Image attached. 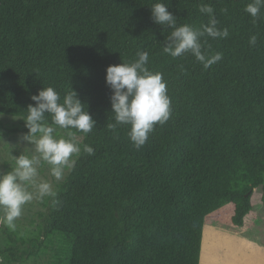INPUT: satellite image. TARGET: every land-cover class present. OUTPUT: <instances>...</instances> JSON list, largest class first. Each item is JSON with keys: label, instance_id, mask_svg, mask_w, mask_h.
I'll return each mask as SVG.
<instances>
[{"label": "trees", "instance_id": "16d2710c", "mask_svg": "<svg viewBox=\"0 0 264 264\" xmlns=\"http://www.w3.org/2000/svg\"><path fill=\"white\" fill-rule=\"evenodd\" d=\"M156 2L0 0V114L23 119L31 97L51 86L61 103L75 90L96 121L88 134L57 126L80 141L76 166L56 203L45 198L43 224L30 236L0 224V264L48 249L52 264H200L208 215L233 203L232 221L243 226L259 186L264 202V9L254 22L244 11L251 0H162L178 25L199 29L208 4L228 29L226 38H200L206 55L222 53L205 68L190 53L163 52L170 29L153 21ZM140 51L166 81L171 114L138 150L129 125L108 127L105 76Z\"/></svg>", "mask_w": 264, "mask_h": 264}, {"label": "clouds", "instance_id": "9594fccd", "mask_svg": "<svg viewBox=\"0 0 264 264\" xmlns=\"http://www.w3.org/2000/svg\"><path fill=\"white\" fill-rule=\"evenodd\" d=\"M167 9L168 5L162 0L150 7L153 21L163 29H170L162 49L165 54L176 58L190 53L205 68L222 59V53L206 55L202 52L200 42L205 35L213 39L229 35L227 28L221 30L217 27L212 6L203 4L199 7V11L209 18L199 29L189 24L178 25L177 17ZM261 9H264V0H251L244 11L255 22L261 18ZM256 43L257 36H250L249 44L255 46ZM148 62V52L140 51L132 62L122 61L107 66L105 76L106 84L112 90L110 102L115 120L108 127L115 129L118 125H129L127 135L138 150L146 144L155 126L165 124L171 114L166 81L162 73L149 70ZM31 99L35 103L28 105L27 115L23 118L27 131L21 134L19 141L32 146L35 154L15 156L14 167L0 172V212L3 213L0 224L12 230H15V221L22 215L23 206L27 203L46 197L56 203L54 198L58 193L53 184L38 179L41 163L50 166V175L57 182L65 181L67 174L76 166L81 153L80 141L71 131L66 136H57V126L66 130L76 129L84 134L90 133L96 126V121L73 89L64 95L62 103L60 94L51 86H43ZM46 113L51 116V124L46 121ZM83 151L94 154V149L88 145H84Z\"/></svg>", "mask_w": 264, "mask_h": 264}, {"label": "rangeland", "instance_id": "374dc122", "mask_svg": "<svg viewBox=\"0 0 264 264\" xmlns=\"http://www.w3.org/2000/svg\"><path fill=\"white\" fill-rule=\"evenodd\" d=\"M26 131L22 118L0 114V172L10 171L14 167L15 156L21 153L28 156L35 154L32 146L19 141L21 134ZM56 135L66 136L67 133L57 130ZM49 168L42 162L38 168V179L50 181L56 189L61 182L54 180ZM255 189L252 196V211L255 214L249 215L245 227L234 224L232 220H222V207L206 217L200 264H264L263 187ZM46 210L45 198L27 203L23 206L22 215L15 221V228L21 234L30 236L43 224ZM0 215L3 213L0 212ZM3 236L0 228V248L3 246ZM51 259L48 249L25 262L11 264H52Z\"/></svg>", "mask_w": 264, "mask_h": 264}, {"label": "crops", "instance_id": "0c3cea01", "mask_svg": "<svg viewBox=\"0 0 264 264\" xmlns=\"http://www.w3.org/2000/svg\"><path fill=\"white\" fill-rule=\"evenodd\" d=\"M234 212H235V206L233 204L228 203V204L224 205L222 207V220H224V221L232 220V216H233ZM253 214H255V212H254V210L253 211L251 210V212L246 216L245 224L241 227H245L247 220L249 218V215H253Z\"/></svg>", "mask_w": 264, "mask_h": 264}]
</instances>
